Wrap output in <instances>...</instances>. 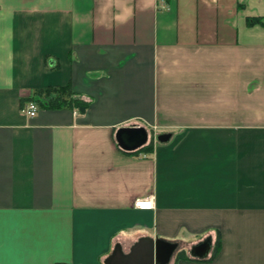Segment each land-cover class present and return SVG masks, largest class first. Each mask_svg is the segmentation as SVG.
Segmentation results:
<instances>
[{"label": "crops", "instance_id": "obj_1", "mask_svg": "<svg viewBox=\"0 0 264 264\" xmlns=\"http://www.w3.org/2000/svg\"><path fill=\"white\" fill-rule=\"evenodd\" d=\"M251 17L264 0H0V264H110L151 239L178 243L168 264H264ZM67 83L83 113L41 105ZM129 125L151 150L120 147ZM146 196L153 209L134 207Z\"/></svg>", "mask_w": 264, "mask_h": 264}, {"label": "water", "instance_id": "obj_2", "mask_svg": "<svg viewBox=\"0 0 264 264\" xmlns=\"http://www.w3.org/2000/svg\"><path fill=\"white\" fill-rule=\"evenodd\" d=\"M169 134H160L158 141L165 142ZM117 143L125 150H134L144 145L148 140V131L139 125H129L118 129ZM178 249L177 242L162 239H151L135 244L129 254L123 255L121 249L116 248L110 256V264H168L171 257ZM210 249V237L193 246L191 253L204 257Z\"/></svg>", "mask_w": 264, "mask_h": 264}, {"label": "trees", "instance_id": "obj_3", "mask_svg": "<svg viewBox=\"0 0 264 264\" xmlns=\"http://www.w3.org/2000/svg\"><path fill=\"white\" fill-rule=\"evenodd\" d=\"M250 23H259L264 25V18L262 17H251L249 18ZM42 97L39 101L45 108L59 109L68 108L70 110H77L79 113H83L89 106L90 101H85L80 94L75 92L70 83L62 86L46 87L45 89L36 91ZM33 100V99H32ZM151 142L148 145L140 147L137 151H149L151 150Z\"/></svg>", "mask_w": 264, "mask_h": 264}, {"label": "built area", "instance_id": "obj_4", "mask_svg": "<svg viewBox=\"0 0 264 264\" xmlns=\"http://www.w3.org/2000/svg\"><path fill=\"white\" fill-rule=\"evenodd\" d=\"M23 112L29 116H35L38 110V105L34 101H28L22 108ZM134 207L142 210L153 209L155 206L154 197L146 196L143 198H138L134 200Z\"/></svg>", "mask_w": 264, "mask_h": 264}]
</instances>
